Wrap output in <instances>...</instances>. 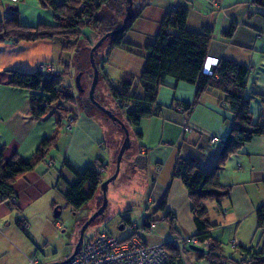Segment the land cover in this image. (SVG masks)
Wrapping results in <instances>:
<instances>
[{
	"label": "crops",
	"instance_id": "1",
	"mask_svg": "<svg viewBox=\"0 0 264 264\" xmlns=\"http://www.w3.org/2000/svg\"><path fill=\"white\" fill-rule=\"evenodd\" d=\"M171 2V5L168 1L159 6L155 5L156 9L145 6L149 3L141 5L140 13L134 18L135 20L140 17L141 20L138 24L133 23V20L124 33L125 41L134 46L129 49L116 47L111 50L103 65L106 77L110 76L105 67L108 62L119 67L118 78L123 73L137 76L144 62L143 45L153 39L165 11L172 5H182L187 8L186 26L189 29L199 30L203 26L212 29L206 56L227 57L247 66L244 95L250 97L251 120L264 123V18L261 14L264 8L251 4L250 0H193L191 3L189 0H171ZM13 7H16L19 20L23 24L34 25L38 22L53 21L52 11L43 6L39 0L16 2L0 0V19L10 14ZM231 22L235 23L234 31L227 37L222 31ZM59 39L54 38L61 47L62 41ZM52 40L25 41L13 38L0 40V146L4 147L5 158L13 152L22 157H29L39 141L43 137L50 136L56 126L55 114H46L39 119L30 117L28 91L9 85L5 71L9 67L36 69L41 60L49 61L47 55L42 57L39 53ZM33 47L35 54L29 51ZM134 90L138 95L143 92L137 81ZM194 97L193 84L167 77L157 90L156 101L160 111L153 117L157 118L158 122L154 120L152 127L151 122H145L141 127L143 137L146 133L148 135L151 133L154 139L147 143L149 147L131 142V148H128L129 154L120 164L121 173H125L130 168L132 170L123 177L128 179L125 185L130 186L126 194H136L141 190L149 194L148 203L155 202L151 207V213L144 216L143 226L152 228L158 225L155 221H162L163 225L173 227L170 234L162 235L161 242L164 244L172 242L174 248H178L181 235L196 233L187 189L180 178L171 175L174 162L177 157L194 158L202 168H209L216 159L223 138L230 130L233 117L228 105L223 102L222 91L206 88L195 101ZM183 102H192V107L185 112L181 111ZM62 105L68 110L64 117L65 125H62L65 126L63 139L62 142H58V148L66 154L63 158L66 157L73 165L81 167L86 163L94 162L96 156L101 155L103 163L108 168L116 152L114 143L117 140L111 134L114 130H109L107 126L103 128L96 117L90 116V113L83 111L75 102L64 101ZM70 116H75V121L69 125L67 121L68 118H72ZM185 123H190L198 129L182 131L181 126ZM208 134L217 136L219 140L211 142ZM165 138L176 139L175 145L169 146L164 141ZM70 143L75 144L77 148V158L68 156ZM95 144L98 145V149H93ZM89 150L93 152L92 158H87ZM137 157L141 158L143 163L140 167L136 165L137 161H134ZM51 165L48 153L44 161L15 178L13 198L19 210L12 208L8 201L0 196V224L3 227L7 229L12 220L15 222L20 218L27 222V228L33 229L32 231L37 230L34 227V223H37L40 229L39 236L42 237L60 226L57 221L50 219V209L55 202L52 200L50 204V194L53 196L56 194L58 177L64 173V169L70 170L62 162L65 168L59 169L54 183L56 187L50 189V183H47L44 175L48 171L50 175ZM136 168L143 171L141 177H135L133 171H137L134 170ZM69 173L73 176L70 178L73 179L66 181L65 191L68 183L74 180L72 172ZM263 176L264 131L253 135L225 159L219 171V180L222 184L229 185V193L219 201L203 200L209 220L214 223L210 228L212 238L220 240L221 233L226 231L230 238H235L237 243L242 245L241 230L251 225L256 227L255 209L264 203ZM125 188L127 189L126 186ZM164 194H166L165 207L157 209L156 205ZM43 195L47 196V201L41 205L39 198ZM170 213L174 215L172 219L167 216ZM129 219V226L135 227V221L130 217ZM165 226L162 227L163 232L167 230ZM123 228L124 223L121 229ZM10 230L11 228L7 229ZM121 234L124 235L125 232ZM57 252L54 251L55 256L50 254V258L44 261L45 264H53L67 256V253Z\"/></svg>",
	"mask_w": 264,
	"mask_h": 264
},
{
	"label": "trees",
	"instance_id": "2",
	"mask_svg": "<svg viewBox=\"0 0 264 264\" xmlns=\"http://www.w3.org/2000/svg\"><path fill=\"white\" fill-rule=\"evenodd\" d=\"M40 3L52 11L53 21L51 23L38 22L34 25L23 24L19 20L16 8L10 14L0 19V40L13 38L15 40L34 41L38 39L51 40L56 37L63 39L61 47L76 50L77 39L85 40L83 28L92 27L96 32L95 40L105 31L119 25L118 18L124 14L125 0H39ZM251 4L264 8V0H250ZM110 13L112 14H109ZM140 7L135 10L134 18L140 13ZM264 18V12L261 13ZM132 19V21L134 20ZM187 8L182 5H172L163 14L159 27L153 39L143 45L144 62L137 76L131 73H123L116 81L106 77L103 65L106 62L111 50L116 47L129 49L133 44L124 39L125 31L130 27L132 21L126 28L113 35L97 47L93 53V58L98 57V84L104 88L106 98H99V94H94L95 99L104 107L110 109L117 115L130 129V126H137L142 118L156 115L160 111V106L156 101L158 87L164 84L167 77L174 78L175 81H184L195 86V97L206 88H213L222 91L223 102L229 107L232 113V124L229 132L223 138L222 145L218 151L213 164L207 168H202L196 159H182L177 157L171 175L178 177L187 189L190 200V208L193 214V221L196 227L195 235L199 240L207 239L209 244L201 250H194L189 247L191 244H184L185 251H194L198 257L205 258L211 264H264V247L244 246L237 244L239 258L226 255L222 243L210 236V228L214 223L210 222L204 199L219 201L229 193V185H224L219 180V171L223 167L227 156L238 149L245 141L253 135L264 131V123L252 122L249 109L250 97L244 95L246 75L248 68L246 65L238 63L227 57L218 58L212 73L202 72V66L207 53V47L211 35V27L203 26L199 30H192L186 26ZM116 25H112L111 23ZM118 22V24H117ZM235 23L222 31V34L229 37L234 31ZM95 40L90 43L93 44ZM89 47V49H90ZM78 49V48H77ZM75 53V52H73ZM89 53V52H88ZM74 56L70 61L73 62ZM85 60L86 54L84 55ZM53 65L49 62L42 63ZM77 72L84 67L78 62ZM8 75V84L14 87L24 88L28 91L29 114L33 119H39L46 114H55L56 126L50 136L43 137L36 145L29 157H22L13 152L9 157H4V147L0 146V196L7 200L9 205L15 210L19 208L14 204V180L15 178L29 170H32L38 163L45 160L50 149L56 146L60 127L65 125L64 117L68 110L62 105L64 101L75 102L86 113H88V103L83 101L87 88L74 94L70 84L63 83L65 70H54L46 72L38 66L36 69H21L9 67L5 69ZM81 75V76H82ZM81 78V77H80ZM135 81L142 88V94H136L134 90ZM90 84V83H89ZM192 102H183L180 108L187 111L192 107ZM94 105V104H93ZM96 106V105H95ZM101 112V110L96 106ZM123 111V118L116 112ZM104 114V113H103ZM97 122L106 126L107 121H111L112 127L119 130L112 132L117 142L116 151L124 136L123 129L118 123L110 118L100 120L95 112L90 113ZM75 121L72 116L67 123L70 125ZM104 123V124H103ZM141 138V131L133 133ZM131 137V136H130ZM63 164L72 172L74 180L67 185L64 198L67 205L76 211L92 197L97 196L100 190V183L110 172H107L106 164L102 161V156L97 155L94 162L86 163L81 167L73 165L66 157ZM100 169H103L101 171ZM104 175V177H103ZM264 185V176L262 179ZM87 184L86 190L83 186ZM166 194L156 205L157 209H164ZM172 214V213H170ZM170 214H167L169 217ZM256 229L264 231V203L255 209ZM20 218L15 223L21 226ZM125 222H130L129 217ZM22 228V226H21ZM171 228V227H170ZM23 229V228H22ZM173 231V227L171 228ZM165 247L169 251V257L165 264H175L173 260H178L179 249L174 248L172 242H166ZM199 247V246H198ZM201 248V247H200Z\"/></svg>",
	"mask_w": 264,
	"mask_h": 264
},
{
	"label": "rangeland",
	"instance_id": "3",
	"mask_svg": "<svg viewBox=\"0 0 264 264\" xmlns=\"http://www.w3.org/2000/svg\"><path fill=\"white\" fill-rule=\"evenodd\" d=\"M170 3L172 4L171 0H158V2H153V0H133V8L137 10L140 5L143 3H149L145 6L148 8H155V5H162L163 3ZM189 2H193V0H189ZM149 10V9H148ZM109 14L110 13L109 11ZM140 17H137L133 23L138 24ZM118 24V22H117ZM112 25H116L115 23H111ZM138 26V25H136ZM85 38H87V42L81 39H77L76 41V50L71 51V49H65L63 47H60L58 45V41L52 40L48 45H46L45 48H43L39 55L44 57L45 55L48 56L49 61L41 60L42 62L38 63L37 66H39L42 63H51L53 65L52 69L50 71H56L65 70L66 73H64L63 76V83L64 84H70L73 89V93H78V88L75 86V75L77 74V64L78 62L85 68L84 74L80 78V83L84 86V88H87L89 86V81L91 77L85 73V70L92 72L90 60H89V45L88 42H93L96 38V32L92 27L90 28H83ZM58 39L60 37H57ZM59 41L63 42V39L60 38ZM61 42V43H62ZM90 43V45H92ZM33 46V45H30ZM48 48V49H47ZM78 48V49H77ZM37 50V49H36ZM31 53L35 54L34 47L33 49L29 50ZM75 52V53H73ZM86 54L87 60H85L84 55ZM71 55L74 56L73 62L70 61ZM36 57V56H35ZM43 59V58H42ZM47 59V60H48ZM31 60V59H29ZM98 57L95 58V62L98 64ZM106 70L110 73L109 78L113 81H116L118 79V70L119 67L115 64H105ZM118 67V69H117ZM98 94L99 99L102 100L103 98H106V94L104 91V88L101 86L100 81L98 84ZM87 96V95H86ZM86 96H83V101L87 102ZM102 98V99H101ZM88 113L95 112L99 115L100 120H106L104 117V112H100L95 105L88 104ZM104 113V114H103ZM120 117L123 118L124 114L123 111L116 112ZM106 115V114H105ZM72 117V116H70ZM107 117V116H106ZM109 118V117H108ZM69 119V118H68ZM154 120H157V118H154L152 116L145 117L141 120V125L137 126H130L129 129V136L132 135V138L130 137V140L135 145H145L148 146L147 143H150L152 139H154V136L150 133H146V135L141 138L136 137L133 133L137 130L142 131V125L145 124V122H151V127L154 126ZM104 124V123H103ZM107 126V127H106ZM105 127L109 128V130H119L117 127L113 126L111 124V121H107V125ZM65 132V126L61 127V133L58 136L57 140V146L52 147L49 151L50 154V160L52 162V165L49 167L50 169V175L49 171L44 175L46 177V181L49 184L50 183V189H53L56 187L54 185L56 178L58 177L59 169L63 167V156L66 155L61 150V148H58V142L63 139V135ZM170 137V136H169ZM164 141L169 146H174L176 139H170L165 138ZM69 150L68 156L72 158H77L78 152L77 148L75 147V144L70 143L68 144ZM134 147V145H133ZM149 147V146H148ZM179 146H177L178 148ZM131 148V147H130ZM93 149H98V145H94ZM135 149V148H134ZM129 150H126L125 154H129ZM117 151L114 153L112 161L110 163V166L107 168V172L112 173L114 170V163H115V156ZM93 152L92 150H89L87 158H92ZM137 162H136V161ZM134 161L137 163L138 167L142 166L141 158L137 157L134 159ZM127 167V165H126ZM65 168V167H63ZM137 171H133L135 177H141L142 174L141 169H134ZM70 171H67V169H64V173H61V176L58 177V188H56V194H50V204L51 201H55L54 204L51 206L50 209V219H53L57 221L60 226L53 232L49 234H45L44 236H39L40 229L39 226H37V223H34V227L37 228V230L32 231L33 229H22L20 225L16 224L14 220L10 222V225L8 228H11L10 231H7L5 227H3L2 224H0V264H33L30 259L35 258L36 264H45L44 261L50 258L54 251H58L57 253L64 252L67 255L71 253L73 250V246L77 241L79 229L82 225V223L92 214L94 208L101 202V196L102 194H98L97 196L92 197L90 200H88L85 204H83L78 210L74 211L71 206L67 205L65 198H64V191H65V185L66 181L71 179L72 176ZM131 168L128 169L125 173H119L116 178L109 182L107 191H106V198H107V206L104 210L103 215L97 216L94 220H92L89 225L86 227L83 233V241L95 236L100 231H106L114 235H119V233H124L125 236L132 235L136 233L138 237H140L143 241L146 240V243H162V235L165 233H171V228L167 227L162 221H155L158 223V225L152 227V228H145L143 226V219L146 214H148L151 211V207L155 205L154 203H148L147 197L149 194H145V192L139 190V192H136V194H126L129 190L130 186L125 185L127 182V178L123 179L125 174L131 173ZM70 174V175H69ZM50 176V177H49ZM73 177V176H72ZM104 177V175H103ZM73 179V178H72ZM71 179V180H72ZM127 187V189L125 188ZM87 184L83 186V189L86 190ZM101 193V191L99 192ZM153 195V194H152ZM47 196L43 195L39 198V204H43L44 201H47ZM97 197V198H96ZM54 205L60 206V213L59 215L54 218L52 217V209ZM151 213V212H150ZM129 216L133 221H135V227L132 228L129 226V223L125 222V218ZM124 223V228L119 229V225ZM143 223V224H142ZM165 226L167 230L163 232L162 227ZM143 227V228H142ZM11 232V234H10ZM28 233V234H27ZM30 233V234H29ZM174 234V233H172ZM175 235V234H174ZM220 242L222 243L224 253L226 255H230L234 258H239V252L238 249H233L229 244L230 236H228L226 231H223L220 236ZM241 241L242 245L249 246L252 245L254 247H264V231H260L259 229H256V227H253L252 225L248 228H244L241 230ZM158 241V242H156ZM178 249H179V258L178 260H173L175 264H211L203 257H198L194 251H185L183 249L184 244H182V241L178 242ZM56 253V252H55Z\"/></svg>",
	"mask_w": 264,
	"mask_h": 264
},
{
	"label": "built area",
	"instance_id": "4",
	"mask_svg": "<svg viewBox=\"0 0 264 264\" xmlns=\"http://www.w3.org/2000/svg\"><path fill=\"white\" fill-rule=\"evenodd\" d=\"M9 1L16 2L18 0ZM213 4L217 6V4ZM217 62V57L206 56L202 72L206 74L212 73ZM39 67L46 72H50L52 69L50 64H40ZM181 128L182 131L198 129V127L190 123L182 124ZM208 137L211 142L219 140L217 136L211 134H208ZM100 170L103 171V169ZM169 217L172 219L174 215L170 214ZM21 226L26 229L28 224L25 221H21ZM131 227L134 228V225H131ZM179 239L185 244L196 245L201 248H206L209 244V240H199L193 234L181 235ZM229 244L232 248H235L238 243L235 238H230ZM168 257L169 251L164 243H146L136 233L125 236L123 234L114 235L106 231H100L85 241L82 239L76 253L68 261L61 264H165ZM30 261L36 264L35 258H31Z\"/></svg>",
	"mask_w": 264,
	"mask_h": 264
},
{
	"label": "water",
	"instance_id": "5",
	"mask_svg": "<svg viewBox=\"0 0 264 264\" xmlns=\"http://www.w3.org/2000/svg\"><path fill=\"white\" fill-rule=\"evenodd\" d=\"M15 8L16 7H13V9H15ZM134 15H135V9L133 8V0H125L124 14L122 17L118 18L119 25L116 26L115 28H112L110 30L105 31L101 36H99L95 40V42L91 45V47L89 49V60H90L92 72L90 73L91 80H90V84H89L88 89H87L88 99L92 103H94L102 112H104L107 117H109L111 120H113L114 122L119 124V126L123 129L124 136H123V139L119 145V148H118L116 156H115V166H114L113 172L109 176H107L105 179H103L100 183V190H101V194H102V200H101L100 205L82 223V225L79 229L77 241L74 244L73 250L71 251V253H69L64 259L57 261V262H54L53 264H61V263L68 261L76 253L77 248L82 241L83 233H84V230L86 229V227L97 216L102 215V213L105 209V206L107 204L106 191H107L108 184H109V182L113 181L116 178L118 171H119V168H120V163H121V160L123 158V155H124L125 151L131 145L129 131H128V128L124 125L123 121L117 115H115L110 109H108V108L104 107L102 104H100L94 97V90H95V86H96L97 81H98V67L95 64V61L93 58V53L96 52L97 47H99L103 43L104 40H106L107 38H109L113 35H116V34L122 32L126 28V26L132 21V19L134 18ZM81 75H82V71H78L77 74L75 75V86L78 88L79 91H82L84 89L80 83ZM59 213H60V206L54 205V207L52 209V216L56 218L59 215ZM121 228H122V224L119 225V229H121ZM189 247L191 249H194V250H201L202 249L196 245H189Z\"/></svg>",
	"mask_w": 264,
	"mask_h": 264
},
{
	"label": "flooded vegetation",
	"instance_id": "6",
	"mask_svg": "<svg viewBox=\"0 0 264 264\" xmlns=\"http://www.w3.org/2000/svg\"><path fill=\"white\" fill-rule=\"evenodd\" d=\"M88 69V68H87ZM87 69L85 70V73L86 74H88L89 76H90V71H87ZM91 77V76H90ZM91 80V79H90ZM90 82V81H89ZM95 91H96V87H95V90H94V94H97L98 93V91L95 93ZM81 93H83V91H81ZM86 95H87V92H86ZM85 95V96H86ZM86 100H87V103L88 104H91L92 102L88 99V96H86ZM92 104H94V103H92ZM95 105V104H94ZM123 139V138H122ZM122 141V140H121ZM119 148V147H118ZM118 150V149H117ZM126 152V151H125ZM125 156H126V154L124 153V155H123V158H122V160H121V162H123L124 160H125ZM121 164V163H120ZM114 165H115V163H114ZM119 173H121V171H120V168H119V171H118V174ZM118 174H117V176H118ZM110 175V174H109ZM108 175V176H109ZM97 198V197H96ZM101 198H102V196H101ZM102 200V199H101ZM101 203V202H100ZM100 203L94 208V210L93 211H95L96 210V208L100 205ZM106 206H107V204H106ZM106 206H105V208H106ZM105 210V209H104ZM104 214V211H103V213H102V215Z\"/></svg>",
	"mask_w": 264,
	"mask_h": 264
}]
</instances>
